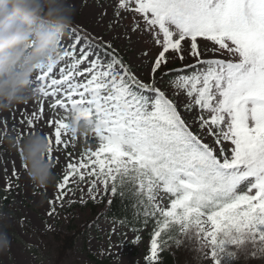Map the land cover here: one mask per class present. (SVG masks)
Listing matches in <instances>:
<instances>
[{"label":"snow or ice","instance_id":"snow-or-ice-1","mask_svg":"<svg viewBox=\"0 0 264 264\" xmlns=\"http://www.w3.org/2000/svg\"><path fill=\"white\" fill-rule=\"evenodd\" d=\"M114 16L120 23L109 28L123 26L129 44L132 37L137 43L150 38L158 49L147 81L115 54L105 62L82 47L78 28L71 29L73 39L65 36L58 61L37 70L36 92L51 98L54 113L46 122L53 130L48 158L53 162L63 151L69 161L58 199L79 189L86 204L84 185L93 202L123 196L131 182L134 219L153 223L148 264L158 262L169 243L179 247L185 239L211 264L241 256L264 261V0H116ZM209 53L227 59H205ZM187 57L195 63L165 71ZM44 111L41 104L40 116ZM72 113L95 122L98 140L75 159L70 149L77 135L70 134L71 143L63 138ZM40 116L21 124L34 130ZM12 175H18L15 165ZM117 225L126 227V218L112 221L109 248L114 235H125Z\"/></svg>","mask_w":264,"mask_h":264},{"label":"rangeland","instance_id":"rangeland-1","mask_svg":"<svg viewBox=\"0 0 264 264\" xmlns=\"http://www.w3.org/2000/svg\"><path fill=\"white\" fill-rule=\"evenodd\" d=\"M73 4L76 8V16L72 24L84 32H89L94 38L101 39L107 45L112 44L129 59L133 72L138 78L147 81L152 59L158 49L152 44L150 38L147 39V43H137L136 38L132 37V43L129 44L123 36V26L109 28L110 23L114 25L120 23L114 16L116 0H73ZM70 33L71 28L68 27L60 40V47L65 46L66 35L69 40L76 35ZM81 39L82 47L88 46L90 51L99 54L105 62L112 58L88 40L82 37ZM143 51H149L150 55L144 57ZM204 58L227 59L226 56L219 55L212 57L210 53L205 54ZM194 63L191 57H187L183 63L174 60L165 68V71ZM61 66L63 62H59L57 68L54 69L56 78H58ZM187 71L190 73L192 70ZM37 75L38 71L34 74L32 89L29 91L27 100L8 109H0V190L4 192L3 196L9 199L8 204H4L3 199H0V213L7 217L0 219V234H3L0 242L6 241V244H0V264H56L59 257L58 251L62 244L56 240L54 234L74 232L71 230L73 226L83 227L89 222L91 223L84 234L76 239L74 247L66 252L67 254L59 264H100L99 262L104 261L110 264H148L146 258L150 252L151 240L143 238L140 242L134 243L137 236L126 227L121 228L117 225L118 233L125 235H114L109 248L107 233L114 218L106 215L110 207L108 200L112 199V196L106 201L105 196H98L95 202L100 207L95 216L90 207L80 202L79 189L75 193H68L62 199H58L61 191L57 188V183L61 178L62 169H66V164L69 162L65 159L67 153L63 151L56 153L53 161L55 178L49 186L40 188L32 184L27 177L26 169L22 168L24 162L17 150V133L22 134L21 144L23 139L28 135H33V132L48 136L53 131L46 124L47 120L54 115L49 106L51 98L42 97L36 92L39 86L35 79ZM167 95L172 98L170 90ZM180 99L183 100L186 97L181 94ZM41 104L45 109L42 116L39 113ZM181 111L183 112V109ZM33 113L40 116V119L34 121V130H29L21 124V121L31 117ZM59 115L63 113L59 112ZM5 121L7 122L6 133ZM63 138L69 143L72 141L70 133L64 134ZM97 144L98 140L94 132L87 136L77 135L75 148L70 149L73 159L78 156L82 148L91 146L95 149ZM13 165L18 173L17 176L12 175ZM83 188V199L87 202L92 201L87 195V185ZM70 200L73 203L70 204ZM74 204L78 206L72 207ZM173 256L175 264H182L176 250L173 251ZM250 260L256 261L255 264H264V261L251 257H243L235 262L228 261L227 264H250ZM201 264H211V261L203 258Z\"/></svg>","mask_w":264,"mask_h":264},{"label":"clouds","instance_id":"clouds-1","mask_svg":"<svg viewBox=\"0 0 264 264\" xmlns=\"http://www.w3.org/2000/svg\"><path fill=\"white\" fill-rule=\"evenodd\" d=\"M75 16L73 0H0V109L29 98L34 74L58 61L60 40ZM94 127L93 120L79 113L69 117L70 134L87 136ZM20 148L30 182L40 188L49 186L55 173L47 135H28ZM6 218L0 213V219Z\"/></svg>","mask_w":264,"mask_h":264},{"label":"trees","instance_id":"trees-1","mask_svg":"<svg viewBox=\"0 0 264 264\" xmlns=\"http://www.w3.org/2000/svg\"><path fill=\"white\" fill-rule=\"evenodd\" d=\"M69 27L71 29L73 28L80 29L79 27H76L73 24H71ZM78 35H80L85 40H88L89 42H91L97 48L102 49L107 55L112 57L113 54H115V56L123 59L126 63H128L131 66L129 59H127V57L124 56L122 52H120L113 46L111 49H108L106 47L107 44L104 41H102L99 38L98 39L94 38L89 32H84L81 29ZM122 190L124 192L123 196L119 194H117L115 197L112 196V199H111L112 203L111 205H109L110 206L109 211L106 216L110 218H114V219L126 218V222H127L126 228L130 229L131 231H132L133 226L141 229L139 233H136L133 231L136 234V236L139 235L140 237V239L138 241L137 240L134 241V243L140 242L141 239L143 238L151 240V234L153 231L152 221L149 220V223L145 226L142 223H140L138 220L134 219L133 205L137 203V197L135 195V186L131 182H128L122 187ZM3 194L4 192L0 190V199H3L4 204H8L9 199L7 197L5 198ZM110 197L111 195L109 194L108 196H105L104 200L106 201ZM86 205L87 207H90L94 216L98 214L100 206L95 201L87 202ZM76 206L78 205L76 204L72 205V207H76ZM90 223L91 222L85 224L83 227L73 226L71 230H73L74 232H70L68 234H64V233L54 234L56 237V240L62 244L58 251L59 257L56 261V264H59L63 260V257L67 254L66 252L68 250H71L74 247L76 239L80 235L84 234V232L86 231V228H88ZM197 248H198V245L194 241H189L187 239H185L184 243L179 247H177L176 245L172 243H169L164 248L163 251H160V254L158 255L159 262L155 264H175V259L173 256V251L175 250L177 252L178 259L182 264H201L203 258H202V254L197 251ZM240 258H243V256H241ZM255 262L256 261L250 260L249 263L255 264ZM99 263L100 264H110V262H107V261L99 262Z\"/></svg>","mask_w":264,"mask_h":264}]
</instances>
